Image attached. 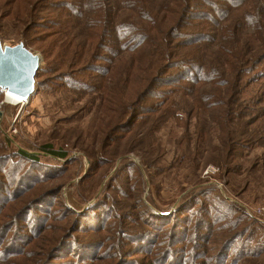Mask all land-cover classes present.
I'll list each match as a JSON object with an SVG mask.
<instances>
[{"label":"rangeland","instance_id":"374dc122","mask_svg":"<svg viewBox=\"0 0 264 264\" xmlns=\"http://www.w3.org/2000/svg\"><path fill=\"white\" fill-rule=\"evenodd\" d=\"M14 2L0 0V38L24 42L42 72L25 104L0 89V264H264V219L247 211L264 205V170L250 171L256 161L264 169V142L229 172L218 163L221 106L128 127L126 116L115 129L99 93L81 95L45 70L41 37L55 12L29 30V2Z\"/></svg>","mask_w":264,"mask_h":264},{"label":"trees","instance_id":"16d2710c","mask_svg":"<svg viewBox=\"0 0 264 264\" xmlns=\"http://www.w3.org/2000/svg\"><path fill=\"white\" fill-rule=\"evenodd\" d=\"M24 1L29 30L42 26L43 10L55 12L51 33L41 37L45 70L81 95L99 93L115 109V129L126 116L128 127L221 106L218 163L229 172H237L242 151L264 142V0ZM183 80L190 84L172 87ZM115 129L112 142L121 139ZM198 135L200 143L208 138ZM260 170L259 161L250 169Z\"/></svg>","mask_w":264,"mask_h":264},{"label":"water","instance_id":"95a60500","mask_svg":"<svg viewBox=\"0 0 264 264\" xmlns=\"http://www.w3.org/2000/svg\"><path fill=\"white\" fill-rule=\"evenodd\" d=\"M41 57L24 42L4 45L0 38V89L23 98H31L36 90V75Z\"/></svg>","mask_w":264,"mask_h":264},{"label":"built area","instance_id":"2783aa9c","mask_svg":"<svg viewBox=\"0 0 264 264\" xmlns=\"http://www.w3.org/2000/svg\"><path fill=\"white\" fill-rule=\"evenodd\" d=\"M208 172V170H207ZM248 213L257 219H264V205H257L247 210Z\"/></svg>","mask_w":264,"mask_h":264},{"label":"bare ground","instance_id":"6f19581e","mask_svg":"<svg viewBox=\"0 0 264 264\" xmlns=\"http://www.w3.org/2000/svg\"><path fill=\"white\" fill-rule=\"evenodd\" d=\"M5 94H6V101H7V96L9 95L11 99H8V100H10L11 103L13 102L12 104L16 103L14 105L25 104V103L29 102V99H30V98L29 99L23 98L21 96L11 94V93H7V92H5Z\"/></svg>","mask_w":264,"mask_h":264}]
</instances>
